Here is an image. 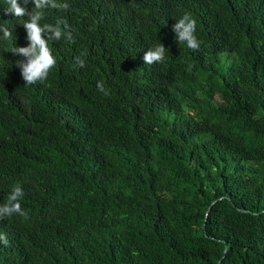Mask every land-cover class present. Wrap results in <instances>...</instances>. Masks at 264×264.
Instances as JSON below:
<instances>
[{"label":"trees","instance_id":"trees-1","mask_svg":"<svg viewBox=\"0 0 264 264\" xmlns=\"http://www.w3.org/2000/svg\"><path fill=\"white\" fill-rule=\"evenodd\" d=\"M7 7L0 205L20 185L27 216L0 219V264H264V0L42 2L72 39L42 34L56 64L34 85L13 53L28 17Z\"/></svg>","mask_w":264,"mask_h":264},{"label":"clouds","instance_id":"clouds-1","mask_svg":"<svg viewBox=\"0 0 264 264\" xmlns=\"http://www.w3.org/2000/svg\"><path fill=\"white\" fill-rule=\"evenodd\" d=\"M28 0H25L27 3ZM42 2L47 3L48 0H35L36 8L33 12H28L25 7H21L17 0H7L9 7L5 9L6 14H12L15 18L28 17L22 25L28 32V38L31 42L30 47L27 48H15L14 54H22L27 57V62L23 60L17 61V66L22 69V78L25 81V85H34L37 82L43 83L51 68L56 64V60L53 57L49 47L48 42L43 38V33L48 31L52 33L49 39H61L62 36L71 40V33L66 31L67 25H64L62 30L61 24L57 23L55 27L52 25L45 24L43 27L40 25V20L42 19V13L39 9L42 7ZM56 5L53 4V7ZM175 32L177 33L178 41L180 44L186 43L187 47L192 50H198L200 43L196 36L194 35L196 31V20L193 19L189 14H185L181 19L173 25ZM2 39L8 40L12 37V32L7 28H3ZM165 50L163 44L156 46L155 48H150L146 55L144 56L145 65H153L158 62H163L165 58ZM76 63L81 67L84 65V60L79 57L76 58ZM98 89L104 92L105 95L108 93L105 91L103 84L98 83ZM24 195L23 189L20 185H16L12 192L9 194L7 203L0 205V219L5 217H11L14 214L20 216H27V213L21 207L20 198ZM0 241L7 244V238L4 234H0Z\"/></svg>","mask_w":264,"mask_h":264}]
</instances>
